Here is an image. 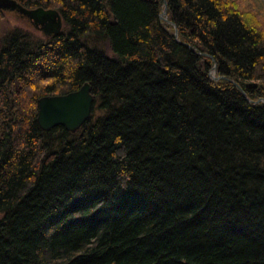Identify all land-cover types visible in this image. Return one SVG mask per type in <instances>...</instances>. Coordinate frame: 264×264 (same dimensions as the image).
<instances>
[{"label": "trees", "instance_id": "16d2710c", "mask_svg": "<svg viewBox=\"0 0 264 264\" xmlns=\"http://www.w3.org/2000/svg\"><path fill=\"white\" fill-rule=\"evenodd\" d=\"M11 1L64 29L0 39V264H264L252 0ZM86 83L80 130L42 131L38 101Z\"/></svg>", "mask_w": 264, "mask_h": 264}, {"label": "water", "instance_id": "95a60500", "mask_svg": "<svg viewBox=\"0 0 264 264\" xmlns=\"http://www.w3.org/2000/svg\"><path fill=\"white\" fill-rule=\"evenodd\" d=\"M163 3L166 6L164 0ZM8 8L17 9L31 21L34 27L50 36L58 35L61 31L62 20L59 14L53 10L35 9L27 11L11 0H0V10ZM165 16L164 10L160 15V20L165 21ZM174 37L177 39L176 31ZM212 73L215 74V68H213ZM93 102L94 97L87 83L73 93L63 96L43 97L38 101V126L44 132L61 127L66 132L75 134L89 119Z\"/></svg>", "mask_w": 264, "mask_h": 264}, {"label": "rangeland", "instance_id": "374dc122", "mask_svg": "<svg viewBox=\"0 0 264 264\" xmlns=\"http://www.w3.org/2000/svg\"><path fill=\"white\" fill-rule=\"evenodd\" d=\"M252 4H253V9H255L256 11H259L260 13H264V0H252ZM16 13H18V11L12 8L3 9L4 19L0 20V39L5 37V35L8 34L13 29L22 30L23 32L30 34L34 39L40 40V41H45L50 37L49 34L34 27L31 21L25 15L24 17H21L20 15ZM161 22H165V21H161ZM63 29H64V26L63 27L61 26V30ZM92 45L94 47L96 46L103 47V49L107 51L106 53L107 56L112 57V54L106 49V45L104 44V42L94 41L92 42ZM187 48L190 49V51H194L190 47H187ZM211 78L215 79L214 73H212ZM23 106L25 110H26V107L29 108V105L27 103H24Z\"/></svg>", "mask_w": 264, "mask_h": 264}, {"label": "bare ground", "instance_id": "6f19581e", "mask_svg": "<svg viewBox=\"0 0 264 264\" xmlns=\"http://www.w3.org/2000/svg\"><path fill=\"white\" fill-rule=\"evenodd\" d=\"M165 21H166V18H165Z\"/></svg>", "mask_w": 264, "mask_h": 264}]
</instances>
